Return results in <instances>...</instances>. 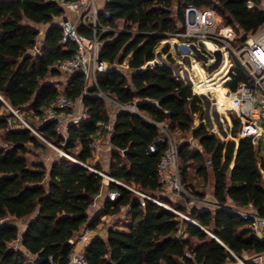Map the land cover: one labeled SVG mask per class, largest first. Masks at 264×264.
<instances>
[{
  "label": "trees",
  "instance_id": "16d2710c",
  "mask_svg": "<svg viewBox=\"0 0 264 264\" xmlns=\"http://www.w3.org/2000/svg\"><path fill=\"white\" fill-rule=\"evenodd\" d=\"M249 1L107 0L99 15L100 23L110 29L100 35V57L110 67L98 74L99 87L121 102L136 101L141 113L116 112L107 172L195 222L115 181H108V187L120 195L106 199L91 219L89 211L105 185L104 176L89 168L102 170L93 162L92 142L107 132L110 116L94 94L96 89L83 94L84 75L74 72L65 82V92L71 98L82 96L89 118L69 129L63 148L72 158L61 156L49 165L31 159L32 149L45 147L41 137L26 127H11L7 116L19 122L12 114L0 116V264H34L38 256L67 264L73 249L69 240L77 232L85 226L95 229L124 209L131 215L127 228L111 227L105 237L95 235L85 248L87 264H242L237 256L246 264H264L255 258L264 254V239L255 235L249 219L225 207L196 204L187 209L163 194L158 165L167 144L156 143V150H150L161 136L158 124H166L171 134L183 136L178 150L186 189L210 180L218 204L234 203L264 216L262 143L242 134L233 111L221 115L227 107L214 91L188 83L182 65L174 70L172 55L173 34L184 30L189 5L213 8L239 33L236 43L264 26L262 0H252L253 7ZM65 11L59 0H0V94L34 117L42 115L60 92L49 80L60 74L54 65L72 57L76 49L74 42L62 43L61 27L53 24ZM43 24L50 25L43 34L42 55H35L29 49ZM79 31L92 33L85 26ZM125 60L127 68L120 66ZM243 81L248 76L235 63L219 90L228 96ZM3 107L0 100V110ZM38 131L47 139L57 138L55 122L42 124ZM61 139L56 140L59 145ZM19 220L28 221L22 232L15 223Z\"/></svg>",
  "mask_w": 264,
  "mask_h": 264
},
{
  "label": "built area",
  "instance_id": "2783aa9c",
  "mask_svg": "<svg viewBox=\"0 0 264 264\" xmlns=\"http://www.w3.org/2000/svg\"><path fill=\"white\" fill-rule=\"evenodd\" d=\"M59 2L65 7L66 11L63 15L56 17L53 20V24L55 23L61 27L62 43L66 45L70 42H74L76 49L72 57L57 62L54 67L65 74L71 75L74 72L83 73V94H88L92 89H96L94 94L103 100L106 105L110 102L119 110L141 114L136 101L128 103L121 102L115 96L103 91L99 87L98 74L106 71L110 67L109 63L100 57L101 48L104 43L100 35L101 32H106L110 29L100 23L99 15L101 11L97 8L96 0H59ZM254 5V1L250 0L248 2L249 7H253ZM261 7L264 9V0L261 2ZM67 12L74 13V16L69 17ZM104 16L110 17V13L105 11ZM80 26H85L90 29L92 33L86 34L80 32ZM243 35L244 33L241 32L240 36ZM238 36L239 33L233 26L226 25L222 18L216 17V11L213 8H200L193 5H189L186 8L184 30L173 34L174 38L179 40H181L180 38L185 39L181 41L197 42L200 39H206L224 49L231 62L229 79L230 72L235 63L240 64L245 70L248 81L241 82L236 91L228 95V97L231 98V104L227 108L233 111L239 118L242 134L252 137L255 144H259L262 143V131L264 130V26L256 33L250 34L245 39L234 43ZM43 42V36L37 37L34 46L29 49V52L35 55H42ZM174 59V63H176L177 60L176 58ZM120 66L127 68L129 66V61L125 60ZM59 90L60 92L56 100L42 110V115L36 117L39 120L36 127L33 126L31 121L24 115L25 112H23L21 108L13 107L1 94L0 100L4 103V107L0 110V116L12 114L19 122L15 123L12 116H7L11 127H26L46 141L47 139L38 131L39 126L44 123L55 122V129L57 132L56 140L58 141L62 138L60 143L64 145L70 127L86 121L89 118V114L83 104L82 96L71 98L66 94L65 88L61 90L59 87ZM113 124L114 121L111 118L106 127L112 130ZM158 126L161 131V136L155 143L150 145V150H156V143L167 144V148L158 165V177L162 184V193L176 194L183 197H190L192 200H197L198 198L193 196L182 184L181 162L179 160L178 142L176 138L169 132L166 124L159 123ZM105 146L101 136L98 135L93 139V153L99 154L105 149ZM107 147L109 151H112L111 137L108 138ZM64 154L66 155V153ZM89 168L107 177L109 181H115L126 186L141 196L152 199L172 212L193 221L175 207L157 198L148 196L106 175L93 166H89ZM119 195V191L109 189L106 194V199H115ZM204 202L209 206H213V208L225 207L240 215L242 218L249 219L251 221L250 227L255 235L260 239H264V216L258 214L253 209L239 206L234 203L220 205L217 201L211 203L205 200ZM92 238L90 227L87 226L84 231L77 232L69 240L73 249L69 255L67 264H87L84 252L85 248L88 246L87 244L90 243ZM259 259L262 261L261 255ZM46 261L47 262H45L43 257L38 256L32 262L34 264H60L52 256Z\"/></svg>",
  "mask_w": 264,
  "mask_h": 264
},
{
  "label": "bare ground",
  "instance_id": "6f19581e",
  "mask_svg": "<svg viewBox=\"0 0 264 264\" xmlns=\"http://www.w3.org/2000/svg\"><path fill=\"white\" fill-rule=\"evenodd\" d=\"M172 52L177 60L174 70L177 65H182L189 74L186 78L188 83L196 82L197 87L214 91L220 104L230 106L231 98L219 90L225 78H229L230 60L224 49L206 39L193 42L173 37Z\"/></svg>",
  "mask_w": 264,
  "mask_h": 264
},
{
  "label": "rangeland",
  "instance_id": "374dc122",
  "mask_svg": "<svg viewBox=\"0 0 264 264\" xmlns=\"http://www.w3.org/2000/svg\"><path fill=\"white\" fill-rule=\"evenodd\" d=\"M68 13H70V12H67V14ZM216 17L217 18H221L220 15L217 12H216ZM47 26H49V24L38 25V28L40 30V34H39L40 37L43 36V34H44ZM173 57H174V55H173ZM69 76H70V74H65V73H63V72L60 71V74L58 76L51 77L49 80H52L55 83H57V85H59V87L62 90V89L65 88V86H66V83L65 82H66V80L68 79ZM225 82H227V81H225ZM106 107H107V110H108L110 119L113 117L114 112L119 111V109L116 106H114L113 103H110V102L106 105ZM23 112H24V110H23ZM228 112H229V110H228V108H226V110L223 113H221V115L228 116ZM24 115L31 121V123L33 124V126L36 127L38 125L39 120L36 117L32 116L31 112H29L28 109L25 111ZM173 135L176 138V141L177 142H180V141L183 140V136L178 135V134H173ZM99 136L102 137L103 143L106 146H105V149H103V151H101L99 154H95L94 153V160H93V162L99 161L100 158H101V161H100V165L102 167V170L101 171L103 173H106L109 170V167L107 166V164L105 162H107L108 159L111 158V151H109V149L107 147L108 135H107V132H106V133L100 134ZM190 137L191 136L189 135L188 138H190ZM42 141L44 142L45 147L44 148H40V149H35V150L32 149L30 151V153H29V156H30L31 159H36V160H39L40 159V160H43L47 165H49L52 162V159L53 158H58V157H61V156H67V157L71 156L68 152H66L64 150L63 145L62 144L59 145L56 142V140L47 139V141H46V140L42 139ZM262 150L264 152V130L262 131ZM102 152H104V154H105V158L104 159H102V156L100 155ZM64 153H66V155ZM104 179H105V185H106L109 180L105 176H104ZM209 183H210V180L208 181V184ZM208 184L203 185V183H200L194 189H192V190L189 189V191L193 194V196H196L195 192H201V191L204 194H206L207 191L205 190V188L207 187ZM185 198H186V201L187 202L192 201V199L190 197H185ZM192 204H195V203H192ZM92 211H90V217H91V219H92V217H94L95 215H97V213L95 214V211H93V212ZM125 211H126V209H124L123 212L120 215H118V217L117 216L116 217L115 216H110V217L104 218L103 221L95 229H91L90 228L92 237H94L95 235H101V236L104 235L105 232H106L105 231V228L109 224L110 225H119L120 226V225H122V223H120V221H122V220H124L125 222H128L129 223L131 221V216L127 217L126 215H124ZM24 221H26V220H24ZM24 221L19 220V221H15V223L17 225H19L20 227H22ZM86 227L87 226H85L81 231H84L86 229ZM15 245L17 247V243ZM238 261H239V259H238Z\"/></svg>",
  "mask_w": 264,
  "mask_h": 264
},
{
  "label": "crops",
  "instance_id": "0c3cea01",
  "mask_svg": "<svg viewBox=\"0 0 264 264\" xmlns=\"http://www.w3.org/2000/svg\"><path fill=\"white\" fill-rule=\"evenodd\" d=\"M106 1H107V0H96L97 8H98L100 11H103V10H104L105 5H106ZM67 15H68L69 17H73V16H74V13L70 12V13H68ZM48 27H49V26H47V28H48ZM47 28H46V29H47ZM115 117H116V112H114V115H113V117H112V120H113V121L115 120ZM107 129H108V128H107ZM107 135H108V138H110V137L112 136V130H111L110 128L107 130ZM100 155L102 156V159L105 158V154H104V152H102ZM54 159H56V158H53L52 161H53ZM110 159H111V158H109L108 161L105 162V163L107 164L108 167H109V165H110ZM100 161H101V158H100V160L97 161V162L100 163ZM108 190H109V187H108V183H107L106 185L103 186V189L101 190V193L95 198V203H94V205L92 206V209H90V211L93 210V211H95V214L97 213V215H98V213L102 210V208H103V206H104V203H105V201H106V194H107ZM205 190L207 191V193H206L203 197H197V198H198L197 200H192V201H190V202H187V201H186V198L183 197V196H180V195H176V194H168V195H169V198H170L175 204H177V205H181V206L186 207L187 209H190V208H192V207H193L194 205H196V204L204 205V206H209V205H207V204L204 202L205 200H207V201H209V202H211V203L216 202V199H215L214 194H213V182H212V181L207 185V187L205 188ZM192 203H195V204H192ZM209 207L212 208L213 206L210 205ZM90 211H89V214H90ZM93 211H92V212H93ZM97 215H95V216H97ZM124 215H126L127 217L131 216V215H128L127 210L125 211ZM95 216H94V217H95ZM126 216H125V217H126ZM94 217H92V218H94ZM115 217H116V216H115ZM117 217H118V216H117ZM27 222H28V221H25V222L23 223V225H22V227H21V232H22L23 229L25 228ZM120 223H122V225H120V226H119V225H110V224L107 225L106 228H105V231H106V232H105V234L102 235V236L105 237V235L107 234L108 229L111 228V227H113V228H115V229H126V228H127V223H128V222H125L124 220H122V221H120ZM20 246H21L20 243H17V247H20ZM259 257H260V256L255 257L256 260L260 261ZM261 257H262V261H261V262H264V254H262ZM251 260H252V259H251ZM240 263H241V262H240ZM226 264H238V263L228 262V263H226Z\"/></svg>",
  "mask_w": 264,
  "mask_h": 264
},
{
  "label": "water",
  "instance_id": "95a60500",
  "mask_svg": "<svg viewBox=\"0 0 264 264\" xmlns=\"http://www.w3.org/2000/svg\"><path fill=\"white\" fill-rule=\"evenodd\" d=\"M54 24H55V23H54ZM228 80H229V79H228ZM228 80H226V81H228ZM105 174L108 175V176H110L108 172H106ZM237 258L239 259V262H241L242 264H246L242 258H240V257H238V256H237Z\"/></svg>",
  "mask_w": 264,
  "mask_h": 264
}]
</instances>
